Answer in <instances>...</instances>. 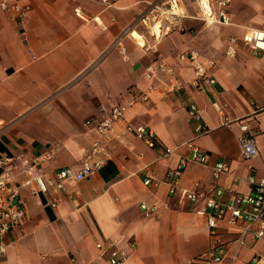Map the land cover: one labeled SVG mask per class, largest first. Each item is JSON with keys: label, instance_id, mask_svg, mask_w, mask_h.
<instances>
[{"label": "crops", "instance_id": "0c3cea01", "mask_svg": "<svg viewBox=\"0 0 264 264\" xmlns=\"http://www.w3.org/2000/svg\"><path fill=\"white\" fill-rule=\"evenodd\" d=\"M152 1L23 0L18 5L29 11L22 27L14 13L0 11V155L39 159L37 169L47 180L60 169L77 168L97 138L85 122L99 117L100 107L119 105L150 85L155 89L149 100L128 108L124 122L148 126L157 141L149 148L122 134L118 124L98 138L109 153L99 171L45 194L33 182L24 184L29 176L17 174L25 218L0 237V264H106L96 244L121 233L134 244L123 264H209L201 258L213 242L206 218L196 214L203 203L188 202L182 191L248 195L253 191L248 177L264 178V55L240 41L248 31L264 30V0H208L214 12L227 3V25L204 22L195 2L181 0L186 17L179 29L155 39L137 27L132 36L139 35L143 46L127 34L120 37L121 51L117 38ZM75 9L87 20L77 18ZM232 38L233 58L226 55ZM189 51L214 64L215 84L190 86L192 69L178 59ZM157 59L173 70L172 77L160 72L152 80L145 77ZM174 84L183 88L171 92ZM191 104L208 129L197 138L187 113ZM241 125L257 144L258 156L249 161L241 157ZM189 142L207 161L187 166L170 194L166 174L191 155ZM166 148L172 153L162 157ZM221 161L229 172L213 179L211 168ZM146 178L153 180L148 186ZM141 204L158 210L145 217ZM224 237L237 239L233 233ZM254 254L264 256V238L248 236L233 264H246Z\"/></svg>", "mask_w": 264, "mask_h": 264}, {"label": "built area", "instance_id": "2783aa9c", "mask_svg": "<svg viewBox=\"0 0 264 264\" xmlns=\"http://www.w3.org/2000/svg\"><path fill=\"white\" fill-rule=\"evenodd\" d=\"M23 0H15L13 4L7 1L0 2L1 12H12L18 18L17 26L22 27L23 20L29 11L28 5L19 6L18 2ZM106 2V0H102ZM195 2L200 9V19L206 23L229 24V16L226 12V2H221L216 12H214L208 0H190ZM206 3V4H205ZM74 14L77 18L87 20L79 9H75ZM186 17V10L181 0H154L146 2L145 6L140 10L137 18L131 26L123 30L121 36L117 38L116 44L120 46V37L132 33H137L135 28H143L147 33L154 36L155 39L177 30L181 27V19ZM158 29L159 37L156 36L155 30ZM133 38V36H132ZM134 39V38H133ZM136 41V39H134ZM243 46L248 47L254 54L264 55V30H251L241 37ZM236 39L229 40L226 48V55L233 58L236 55L234 45ZM178 59L187 63L193 72V78L190 86L200 88L205 85L215 84V78L211 73L214 64L203 63L199 54L195 51L185 52L179 55ZM157 72L165 76L172 77L174 72L168 67L163 59H157L145 69V77L152 80L156 77ZM182 85L174 84L170 91L174 92L182 89ZM155 87L150 85L147 92H142L128 96L121 104L114 105L108 109L100 107L99 117L89 119L85 125L97 136L85 151L77 168L67 167L58 170L54 174V178L47 180L37 167L40 160L37 158H26L22 155L12 158L7 155H0V237L7 234L11 229L19 228L25 218L23 202L20 198V190L15 183L17 174L29 176V180L24 182L29 185L33 182L37 191L45 194L49 189L61 190L64 182L78 183L89 179L97 171H99L107 162L109 153L105 146L98 138L112 132L114 126L123 125V133L131 134L135 138L143 141L149 148H155L157 145L154 132L145 125H129L124 122V116L128 108L138 104L145 103L149 100V93ZM216 108V104H214ZM188 118L193 126L194 138L203 136L208 133L202 121L201 112L195 104L189 105L187 109ZM240 134L238 143L240 147L241 157L245 161L252 160L258 156V149L255 138L249 133L246 125L240 126ZM187 146L191 148L192 153L180 159L179 165L174 170H170L166 174V182L169 186V193L174 194L178 190V177L181 172L190 164H205L207 155L192 147V143ZM172 150L164 149L162 157L171 155ZM18 165H15V163ZM18 167V173H17ZM229 172V168L225 162H217L211 168L213 179H218L221 175ZM152 178L143 180L144 185L148 186L152 183ZM253 191L248 195L233 194L224 198V191L216 189L213 196H208L196 191H182L185 200L192 204L203 203V208L196 210V214L206 218L209 234L213 245L210 250L205 253L201 259L209 264H233L239 248L244 246L248 236H252L256 240L264 238V178L256 179L253 176L248 177ZM36 194V191L31 193ZM55 207V203L50 204ZM145 217H149L157 212L156 207H148L145 204L140 205ZM233 233L237 235V239L228 241L225 234ZM236 244V254L230 257L227 262L228 252L232 245ZM134 244L131 238L121 233L117 238H110L105 242L96 244L99 252L98 258L106 256V264H123L128 257L129 250L133 249ZM0 251H3L0 249ZM246 264H264V256L254 254Z\"/></svg>", "mask_w": 264, "mask_h": 264}, {"label": "bare ground", "instance_id": "6f19581e", "mask_svg": "<svg viewBox=\"0 0 264 264\" xmlns=\"http://www.w3.org/2000/svg\"><path fill=\"white\" fill-rule=\"evenodd\" d=\"M206 1V0H205ZM155 33H156V36L159 37V31L158 29L155 30ZM134 39H136L138 41V43L143 46V42H142V39L141 37L138 35V36H135Z\"/></svg>", "mask_w": 264, "mask_h": 264}, {"label": "rangeland", "instance_id": "374dc122", "mask_svg": "<svg viewBox=\"0 0 264 264\" xmlns=\"http://www.w3.org/2000/svg\"><path fill=\"white\" fill-rule=\"evenodd\" d=\"M136 42H138V41L136 40Z\"/></svg>", "mask_w": 264, "mask_h": 264}]
</instances>
